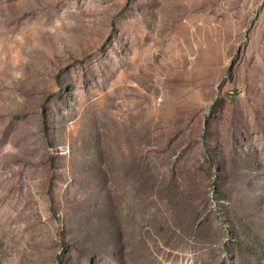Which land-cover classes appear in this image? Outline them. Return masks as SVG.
Segmentation results:
<instances>
[{"label": "rangeland", "instance_id": "rangeland-1", "mask_svg": "<svg viewBox=\"0 0 264 264\" xmlns=\"http://www.w3.org/2000/svg\"><path fill=\"white\" fill-rule=\"evenodd\" d=\"M158 253L264 264V0H0V264Z\"/></svg>", "mask_w": 264, "mask_h": 264}, {"label": "bare ground", "instance_id": "bare-ground-1", "mask_svg": "<svg viewBox=\"0 0 264 264\" xmlns=\"http://www.w3.org/2000/svg\"><path fill=\"white\" fill-rule=\"evenodd\" d=\"M151 99V96H149V95H145L144 96V105H147L146 103H147V101H149ZM130 116H131V114H128V115H126V116H124V117H122V123H121V130L122 131H126L127 130V128H129V126L131 125V120H130ZM125 147H126V145L121 149V150H123L124 151V149H125ZM125 154L121 151V156H120V164H122V161H123V156H124ZM158 255H159V257H158V261H156V263L155 264H163L162 262H163V260L165 259V256L164 255H162V254H159L158 253ZM148 258V257H147ZM146 260H149V258L148 259H146ZM146 264H153V262L152 261H148Z\"/></svg>", "mask_w": 264, "mask_h": 264}]
</instances>
